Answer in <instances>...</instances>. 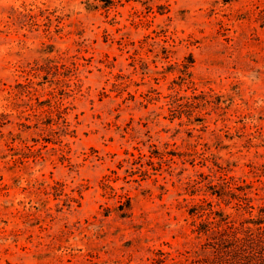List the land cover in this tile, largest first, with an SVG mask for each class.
I'll list each match as a JSON object with an SVG mask.
<instances>
[{
	"label": "rangeland",
	"instance_id": "1",
	"mask_svg": "<svg viewBox=\"0 0 264 264\" xmlns=\"http://www.w3.org/2000/svg\"><path fill=\"white\" fill-rule=\"evenodd\" d=\"M213 211L264 217V0H0V264H187Z\"/></svg>",
	"mask_w": 264,
	"mask_h": 264
},
{
	"label": "trees",
	"instance_id": "2",
	"mask_svg": "<svg viewBox=\"0 0 264 264\" xmlns=\"http://www.w3.org/2000/svg\"><path fill=\"white\" fill-rule=\"evenodd\" d=\"M216 221H204L197 231L207 235L206 256L187 264H264V217L240 224L213 211Z\"/></svg>",
	"mask_w": 264,
	"mask_h": 264
}]
</instances>
